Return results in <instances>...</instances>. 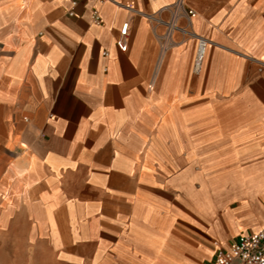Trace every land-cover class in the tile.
<instances>
[{"label": "crops", "instance_id": "obj_1", "mask_svg": "<svg viewBox=\"0 0 264 264\" xmlns=\"http://www.w3.org/2000/svg\"><path fill=\"white\" fill-rule=\"evenodd\" d=\"M263 227L264 0H0V237L25 264H210Z\"/></svg>", "mask_w": 264, "mask_h": 264}, {"label": "built area", "instance_id": "obj_2", "mask_svg": "<svg viewBox=\"0 0 264 264\" xmlns=\"http://www.w3.org/2000/svg\"><path fill=\"white\" fill-rule=\"evenodd\" d=\"M102 4L108 0H96ZM190 18L195 17V13L188 11ZM93 23L101 25L102 21L96 11L92 14ZM128 36V24H124L120 30L116 47L121 52L127 49L126 38ZM206 42L198 41V49L195 60V69L199 70L205 53ZM210 264H264V227L251 234L239 236L228 249H220L216 252Z\"/></svg>", "mask_w": 264, "mask_h": 264}, {"label": "rangeland", "instance_id": "obj_3", "mask_svg": "<svg viewBox=\"0 0 264 264\" xmlns=\"http://www.w3.org/2000/svg\"><path fill=\"white\" fill-rule=\"evenodd\" d=\"M15 226L20 229L22 227V222H15ZM8 239L9 238L5 236L0 237V264H25L23 258L24 253L21 251L20 244H18V247L16 246L18 251L12 252L10 247L12 244L7 242Z\"/></svg>", "mask_w": 264, "mask_h": 264}]
</instances>
